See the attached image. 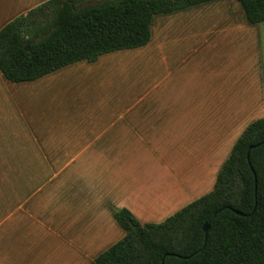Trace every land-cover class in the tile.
<instances>
[{
  "label": "crops",
  "instance_id": "0c3cea01",
  "mask_svg": "<svg viewBox=\"0 0 264 264\" xmlns=\"http://www.w3.org/2000/svg\"><path fill=\"white\" fill-rule=\"evenodd\" d=\"M47 1L0 0V29ZM262 24L215 0L155 16L143 47L0 72V264H91L124 236L114 211L158 224L209 193L264 118ZM109 56L137 65L101 70Z\"/></svg>",
  "mask_w": 264,
  "mask_h": 264
},
{
  "label": "trees",
  "instance_id": "16d2710c",
  "mask_svg": "<svg viewBox=\"0 0 264 264\" xmlns=\"http://www.w3.org/2000/svg\"><path fill=\"white\" fill-rule=\"evenodd\" d=\"M212 1L49 0L0 29V72L12 83L32 82L143 47L155 16ZM236 1L248 24L264 23V0ZM113 218L124 236L91 264H264V118L245 128L209 193L158 224L142 225L125 209Z\"/></svg>",
  "mask_w": 264,
  "mask_h": 264
},
{
  "label": "rangeland",
  "instance_id": "374dc122",
  "mask_svg": "<svg viewBox=\"0 0 264 264\" xmlns=\"http://www.w3.org/2000/svg\"><path fill=\"white\" fill-rule=\"evenodd\" d=\"M262 27H264V24H262ZM263 37H264V35H263ZM263 40H264V38H263ZM124 52H126V50L125 51L116 52L115 54L124 53ZM114 57H116V56H109V57H107L106 59H107V61L109 63V65H107L108 68L107 69H101V70H111L112 67H114V69H112V70H117V71L120 70V71H123L125 68L128 69L129 67H132L133 65H135V66L137 65L135 63V61H132L131 58H128V59L126 58L127 59L126 60V59H122L120 57H117L115 59ZM93 75H95V76L96 75H98V76L101 75L102 76V74L100 72L94 73Z\"/></svg>",
  "mask_w": 264,
  "mask_h": 264
},
{
  "label": "water",
  "instance_id": "95a60500",
  "mask_svg": "<svg viewBox=\"0 0 264 264\" xmlns=\"http://www.w3.org/2000/svg\"><path fill=\"white\" fill-rule=\"evenodd\" d=\"M27 49V48H26ZM257 146H259V145H255V146H253V147H250L249 149H248V153H247V157H248V155H249V150L250 149H252V148H255V147H257ZM253 177L255 178V175H254V173H253ZM236 215H238V216H240V217H247V215H244V214H242V213H240V212H237V211H233ZM215 216V214L212 216V218ZM212 218L204 225V227H203V231H204V233L206 234L207 233V231H208V229H209V226H210V222H211V220H212ZM200 252V251H199Z\"/></svg>",
  "mask_w": 264,
  "mask_h": 264
}]
</instances>
